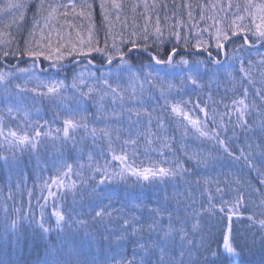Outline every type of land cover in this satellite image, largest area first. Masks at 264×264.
I'll use <instances>...</instances> for the list:
<instances>
[{
	"label": "snow or ice",
	"instance_id": "1",
	"mask_svg": "<svg viewBox=\"0 0 264 264\" xmlns=\"http://www.w3.org/2000/svg\"><path fill=\"white\" fill-rule=\"evenodd\" d=\"M3 17L0 160L54 155L28 209L20 179L0 186V233L30 229L39 264H241L264 249V0H0ZM221 157L242 174L198 171ZM121 184L173 191L115 208L100 186Z\"/></svg>",
	"mask_w": 264,
	"mask_h": 264
},
{
	"label": "trees",
	"instance_id": "2",
	"mask_svg": "<svg viewBox=\"0 0 264 264\" xmlns=\"http://www.w3.org/2000/svg\"><path fill=\"white\" fill-rule=\"evenodd\" d=\"M227 0H224V3H226ZM63 2H67V0H63ZM167 3L171 4L172 0H166ZM195 2V0H193ZM29 15L28 20L29 23L31 21L32 17V11H28ZM186 18V17H185ZM6 21V20H3ZM2 24L3 22L0 21ZM205 37H207V34H205ZM236 43H240L239 41H236ZM255 53V52H254ZM244 55V53H241ZM246 54V53H245ZM134 58L138 57L136 55H132ZM144 58L142 57V61H144ZM134 63H140L141 60L134 59ZM35 118V117H34ZM230 135V133H229ZM193 141L192 137L188 138V142L191 143ZM196 143H199L196 141ZM179 145H177L178 147ZM211 147V144L206 145V149L209 150ZM53 151L51 147L46 145H41L38 149V153H41L42 155H39L40 160L39 163L37 162L36 155L32 154L31 151H25V152H18L17 155V161L15 162L20 163L22 160L27 169V174L24 169L12 165H5L3 160H0V186H3L5 194L8 192V181L9 178H11L12 182V188L15 190V185L17 183V180H21V191L17 193L16 195V206L17 207H23L24 209L29 208V197L27 195V189H34L35 195H39V189L34 188L37 181V176L41 177V179H45L53 174L52 168L50 165H46V163H49L48 157L45 156L46 152ZM140 160H144L145 158L141 155L139 157ZM11 160V159H10ZM221 161L223 159H219L214 165H211L207 170L201 168L198 171L204 174H209L212 176L220 175L221 179H225L226 173H234V174H242L240 165L234 164L233 161L229 159V161L232 163L231 166H223L221 165ZM69 162H71L69 160ZM214 168V171H213ZM49 169V170H48ZM246 175V172L243 173ZM29 176V178L26 181V186L23 182V178ZM247 179H249L253 184L259 183L258 179L255 178V174H252L251 176H246ZM99 179V177L97 178ZM195 179V177H193ZM100 188L105 189L106 193L108 195L113 196V207L120 208L127 204H134L139 203L141 201H144L145 203H149V206H155L154 201L157 196L163 195L165 191H167L169 194L173 191V188L170 186H164L161 185L159 187L153 188V187H145L141 189L140 187L131 188L126 185H113V186H105L101 185ZM35 195L33 196L31 200V204L33 206V209L36 208V199ZM85 198H87V193L85 194ZM77 199L79 200L80 197L77 196ZM42 202V201H41ZM71 197L69 196L67 198V203L71 204ZM107 202V201H105ZM151 202V203H150ZM11 204V202H9ZM125 212L128 211V208L125 207ZM48 211H51V208L48 209ZM39 213L37 212V215ZM54 223V220L52 221ZM23 226L25 229H28V222L23 221ZM243 230V229H242ZM47 240L51 241L52 243H57L56 240V234L51 233L47 237ZM103 244V242H102ZM47 248V243L43 240H40L38 238H33L31 235L30 229L26 232L25 236L20 239L19 242H16L13 240L11 236V231L8 233H0V262H3L7 260L9 264H13V262L18 261L19 264H39V262L42 260V258L45 257V249ZM92 252L96 254L98 257L102 258L103 255V248H97L93 247ZM245 254H250L252 256L249 257H242L241 263L245 264H254L255 262L264 259V249L259 247L257 244L256 248L251 252H245ZM246 256V255H244ZM262 264H264V261H262Z\"/></svg>",
	"mask_w": 264,
	"mask_h": 264
},
{
	"label": "rangeland",
	"instance_id": "3",
	"mask_svg": "<svg viewBox=\"0 0 264 264\" xmlns=\"http://www.w3.org/2000/svg\"><path fill=\"white\" fill-rule=\"evenodd\" d=\"M226 3H227V1H226ZM34 10V9H33ZM27 15L28 16H30L29 15V12H27ZM28 16H27V18H28ZM3 20H6V21H3ZM0 21L1 22H10V17H3L2 19H0ZM31 22V21H30ZM1 24V23H0ZM242 38V37H241ZM233 39H235V38H233ZM237 41H239L240 43H242V39H240V40H237ZM240 43H235V44H232V45H229V48L231 49V48H234V47H237ZM212 51H213V53L215 54V49L213 48L212 49ZM260 51L261 52H264V48H262V49H260ZM136 55V56H138V55H140L138 52H136V51H134L133 53H132V55ZM241 54V53H240ZM206 55V54H205ZM244 56H245V59L247 60L249 57H248V55L247 54H245L244 53ZM144 57H146V54H145V56ZM179 58V57H178ZM220 59H223V57L221 56V57H219ZM251 58L252 59H258V57L256 56V54L253 52L252 53V55H251ZM144 63H147L148 61H147V58L145 59L144 58V61H143ZM25 65H21V67H24ZM69 68H67L66 70H68ZM212 91L215 93V91H216V86H215V84H213L212 85ZM224 94V92H223V87H221V89H220V92H219V94L218 95H216V99H219L220 98V96L221 95H223ZM187 98V97H186ZM205 99H207V91L206 92H204L202 95H201V100H205ZM192 100H193V102H196V94H192ZM201 106H203V104H201ZM189 107H191V105H189ZM222 110V109H221ZM200 115V117H201V119L203 118V114H199ZM230 135H231V133H230ZM212 147H213V145L211 144V147L209 148V150L210 149H212ZM39 155H42L41 153H38ZM54 155V152L53 151H51V152H46V154H45V156L46 157H48L49 159H51V157ZM220 159H223V161H221L220 163H221V165H223V166H231L232 165V163L229 161V159H225V158H223V157H221ZM47 165H50V160H49V163H46V165L45 166H47Z\"/></svg>",
	"mask_w": 264,
	"mask_h": 264
}]
</instances>
